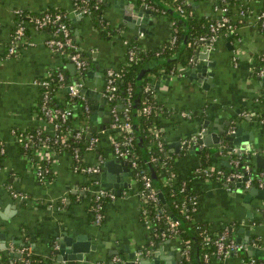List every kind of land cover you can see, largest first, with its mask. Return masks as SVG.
Masks as SVG:
<instances>
[{"label":"crops","instance_id":"obj_1","mask_svg":"<svg viewBox=\"0 0 264 264\" xmlns=\"http://www.w3.org/2000/svg\"><path fill=\"white\" fill-rule=\"evenodd\" d=\"M74 1L0 0V251L12 255L11 249L27 240L31 252L42 257L63 246L62 257L65 259L58 261L55 255L56 264H134L130 260L135 251L150 246L152 235L150 227L144 223L143 203L138 196L140 187L131 169L128 165V170L113 164L106 166L115 161L110 148L114 133L109 131V105L103 96L106 72L124 65L125 40H138L143 51L160 47L170 37L171 20L167 15L150 10L145 29L141 30L139 8L149 10L141 0H102L99 15L111 29L107 35H102L95 28L93 15L77 11ZM218 1L192 0L196 17L215 19L220 16L215 9ZM237 1L240 4L233 7L231 19L234 23L238 20L239 24L232 23L235 30L230 36H219L212 51L199 45L195 63L189 68L177 63L175 68L181 66L183 69L180 68L176 76L167 75L162 72L164 69L158 71L159 75L149 74L151 79L155 78L156 100L166 111H172L169 116L164 113L157 119L164 154L175 155L179 179L189 178L200 164L198 146L184 150L183 141L202 128H205L211 143L205 144L201 140V144L212 152L215 150L217 155L212 168L229 166L226 152L218 151V142L228 137L226 131L231 125L238 135L229 146L242 153L255 174L264 163V123L258 121L255 104L264 92V78L255 74L257 56L264 53V35L258 30L255 14L264 10V0ZM160 5L172 9L167 2ZM17 9L28 13L56 9L68 16L73 40L86 62L83 78L86 93L83 94L90 110L86 121L87 134L98 137L95 148L87 150L83 160L87 165H93L99 158L103 160L100 173L95 177L74 172L72 153L63 150L54 154L47 180L40 182L34 174V165L39 158H35L33 153L29 155L30 161L20 152L19 139L14 131L39 127L51 132V126L37 109L41 88L36 82L54 70H62L73 81L76 71H71L67 57L48 48L46 41L50 38V30L47 29L29 28L26 39L17 44L16 52L8 53ZM236 54L238 59L234 65L232 61ZM198 65L202 68L195 74L193 69ZM67 93L65 87L58 91L57 102L64 103ZM181 111H189L192 115L183 117ZM92 117L95 118L92 120ZM93 125L96 126L94 131ZM218 133H221L218 142L214 143V135ZM9 186L27 198H14ZM191 186L199 199L195 218L209 224L212 230L225 223L251 222L263 217L264 188L249 187L263 192L245 202V189L240 186L229 192L219 181L196 177L192 179ZM99 189L113 193L115 198H106L103 220L96 224L91 212V199ZM240 229L243 230L242 227ZM257 232L264 237V220ZM77 237L83 238L79 240L88 252L83 253L82 260L68 259L69 255L75 254L68 250H72V244L79 241ZM154 240L149 256L137 264H147L146 261L182 263L175 239ZM114 256H119L124 262H113ZM233 263H236L235 259Z\"/></svg>","mask_w":264,"mask_h":264},{"label":"built area","instance_id":"obj_2","mask_svg":"<svg viewBox=\"0 0 264 264\" xmlns=\"http://www.w3.org/2000/svg\"><path fill=\"white\" fill-rule=\"evenodd\" d=\"M102 0H75L74 7L77 11L82 14L92 15V10L98 8V3ZM191 0H181L180 3L173 9L176 14L180 17H186L187 13L192 14V10H186L185 7H189ZM227 0H219V6H215L220 13L218 19L209 24L208 35L199 38L198 47L203 46L206 50L212 51L214 46L221 35H229L235 30V25H232L231 16L226 13L228 11L227 5H224ZM223 4V5H222ZM144 7L160 13L165 14L164 8L154 6L151 4H144ZM242 12V11H241ZM243 13V12H242ZM240 13V14H242ZM17 20L15 22V28L11 33L10 45L8 47V53L14 54L16 52L17 44L26 39L27 23L24 19H28V22L32 23V28L35 30L50 28V38L46 41L48 48L53 52L67 57L68 61L71 62L76 71V76L73 81L65 83V73L57 70L56 79L61 85L68 90V98L80 99L83 101V111L86 114L85 124L79 125L77 129L73 131L66 121L72 116V111L68 107L59 108L52 107L50 105L51 93L50 80L51 74L43 80L36 82L42 89L41 95V106L40 112L45 119L46 123L51 126V132H46L43 129L37 127L30 130L27 133L14 131V134L18 138H24L34 146V153L37 162L43 161L45 164H49L56 149L51 147L50 144L53 142L65 143L67 135H72L75 140L85 138L88 132V125L86 123L89 120V106L86 102V98L82 92L84 88L83 78L86 70V62L83 58L82 51L75 44L69 26L68 16L65 12L56 9H47L41 11L36 16H32L30 13H25L21 9L15 10ZM257 27L261 33L264 34V10L259 11L255 14ZM102 21V19H100ZM171 32L168 38V43L174 45L176 42L177 27L175 21H171ZM127 46L125 63L135 62L138 58L136 55V47L130 45V42H123ZM171 47V46H170ZM160 52H157L159 55ZM237 55V54H236ZM233 56V63L236 65L238 55ZM259 65L256 69V75L258 78H264V53H260L257 56ZM196 59L191 57L189 59V66L195 63ZM182 66V65H181ZM189 68L187 67H181ZM180 68H173L169 72H165L167 75L176 76L179 73ZM118 70L108 69L106 72V86L103 92V96L109 105V113L111 122L109 125V131H112L114 135L111 138V153L112 157L118 161L126 163L131 169L135 179L139 183L138 196L143 203V217L144 223L147 224L151 229L152 239L150 246L152 247L154 239H175L179 244V252L182 258L181 264H196V252L195 248L190 239L182 238V229L180 227V221L177 218H173L165 209L159 198V192L153 186L150 175L143 169L137 159V155L134 149V126L131 119V105H132V92L131 87L127 89L126 98L120 103L116 104V82L121 77V73ZM163 72V71H162ZM155 79V78H153ZM150 78V81L143 87L144 99L140 113L148 116L153 114L159 116L166 112L164 106H156L151 103V99L155 100L156 88L154 80ZM180 115L183 117L190 118L191 113L189 111H181ZM261 123H264V117L259 119ZM88 122V121H87ZM153 137V141L150 143L151 146H156L159 150H163V140L160 139L159 127L155 123H150L146 128ZM66 134H65V133ZM44 133V134H43ZM235 133L234 125L230 126L226 131V135L230 136ZM205 134V128L200 129L195 134L187 137L183 141L184 148L189 146L197 145L199 149L204 148L201 140ZM46 137H45V136ZM47 136H53L50 139ZM52 141V143L50 142ZM87 150L95 148L98 137L90 136L87 140ZM218 151L225 153L228 158L229 166L234 170L229 173L221 168L213 169L210 167H201L198 165L194 170L196 178H202L204 180H216L221 181L225 185V189L229 192H233L235 187L240 186L241 188L248 189L251 186L258 188H264V167L253 173L250 164L244 159L242 153L235 148L230 147L225 140L222 138L218 142ZM29 157V156H28ZM73 164L72 170L74 172L83 173L86 175L97 176L101 170L102 158H99L93 165L83 164L81 157L77 150L72 153ZM32 161V158H30ZM152 161H156L157 157L151 156ZM161 173L164 175L162 179L166 184L170 181L178 179L175 171L171 170L165 161L160 162ZM213 169V170H212ZM49 173V167L46 165L42 166L40 163L34 165L35 177L40 182H45ZM97 179L94 178V183ZM182 189L185 187V183L182 184ZM11 189V186H9ZM11 195L19 200H24L27 196L23 193L15 192L11 189ZM114 199L115 195L107 190L99 189L93 194L91 199V212L93 215V221L98 224L103 220V199ZM146 205L151 208L152 215L150 216L145 208ZM199 210V199L197 195H187L181 204V213L183 218L188 220L191 224L196 225V230L199 231L200 243L203 248L202 254H199L198 261L201 264H264V237L257 232L258 226H261L264 217L261 220L248 221H233L223 224L219 229L212 230L210 226L203 227L198 225V220L195 216ZM264 213V208L261 209ZM161 228H159L160 226ZM243 228L242 231L239 228ZM246 230V231H245ZM147 246L135 251L130 262L134 264L140 263L142 259L149 256L151 247ZM57 247V245H56ZM55 247V249H56ZM259 251V255H255L254 252ZM11 252L16 255H10L13 258L12 264H31L30 254L32 253L28 246L20 248H12ZM247 252H251V255H247ZM18 257V258H14ZM234 259L236 263H233ZM113 262L123 263V259L119 256L112 258ZM84 264H101V263H89Z\"/></svg>","mask_w":264,"mask_h":264},{"label":"trees","instance_id":"obj_3","mask_svg":"<svg viewBox=\"0 0 264 264\" xmlns=\"http://www.w3.org/2000/svg\"><path fill=\"white\" fill-rule=\"evenodd\" d=\"M96 0H93V2ZM181 0H157L155 2L154 0H141L142 3L144 4H151L154 5L155 7L158 6L160 7L161 2H167L171 5L172 9H166L164 15H167L171 21H175L176 27H177V32H176V42L174 45H170L168 43V40L163 43L160 47L152 50H147L143 51L140 47V43L138 40H133L130 41V45H134L136 47V55H137V60L132 63H124V65L120 68V73L121 77L120 79L117 80L116 82V104L120 105V103L126 98L127 96V89L128 87H131V100H132V105L130 108L131 111V119L132 122L134 121V105H135V100H138V107H137V129L139 132V138L141 140V144L138 143L137 141V135L134 129V135H135V140H134V149L135 153L137 155L138 162L140 166L145 169V171L150 175L153 186L156 188V190L162 194L163 196V201L161 200L160 196V201L165 207L166 211L173 217L177 218L180 221V227L182 229V238L184 239H190L194 248L195 252L197 253V257H199V254H202L203 248L200 243V236H199V231L196 230V225L191 224L188 220L183 218V215L181 213V204L184 198L187 195H197V192L192 188L191 186V181L195 176V172L193 171L192 174L190 175L189 178L185 179H175L170 181L168 184L164 182L162 177L164 176L161 173V168H160V162L165 161L167 163V166L176 172L175 169V164H174V158L175 155H165L164 154V148L163 150H159L156 146H151L150 143L153 141V137L149 131H147V127L150 125V123H155L157 127L160 128V123L159 120L157 119V116L153 114H150L148 116L142 115L140 113L141 107L143 105V99H144V92H143V87L150 81L149 74L154 73L156 75H159L158 71L160 69H164L163 72H169L171 69L175 67L177 63L181 64L182 66H189V59L191 57H196L197 54V49L198 47V41L199 38L205 35H208L210 33L209 31V24L214 22L217 18L215 19H208V18H197L196 17V9L193 6L192 0L190 1V6L185 7L186 10H192V14H188L185 17H178L173 11V9L180 3ZM196 1H202V0H196ZM102 4L103 1L98 3V8L92 10V15L94 17L93 22L95 25V28L98 29L102 35H107L111 31L110 27H107V25L104 23V21H100V15L99 12L102 9ZM224 5H227L228 11L227 15L231 16L232 18V13H233V7L236 5H239V1L237 0H227ZM222 4V5H223ZM216 6V5H215ZM219 6V4L217 5ZM162 8V7H160ZM52 10V9H50ZM217 10V9H216ZM219 12V11H218ZM25 13H28L25 11ZM32 16L38 15V13H30ZM220 15V14H219ZM243 19L242 17H240ZM28 25L27 31L29 28H32V23L28 22V19H24ZM182 20V21H181ZM232 22V19H231ZM237 22V23H236ZM235 23L236 26H238V20ZM186 24L188 27V32L185 34L183 24ZM232 24V25H233ZM235 26V27H236ZM47 30H50V28H45ZM259 30V29H258ZM260 32V31H259ZM261 33V32H260ZM263 34V33H261ZM264 35V34H263ZM230 36V34H229ZM183 43V48L180 49V45ZM171 46V47H170ZM180 49V51H179ZM160 52L159 55H157V52ZM177 51H179V56L174 59V60H169ZM257 63L259 65L258 59ZM190 67V66H189ZM144 71L141 78L138 79L139 73L141 71ZM62 71V70H60ZM58 71L54 70L52 71L51 77L49 78L50 80V93H51V101L50 105L52 107H68L72 111V116L68 118L66 121V125H68L70 128L75 129L78 128L79 125H81V122L86 120V114L83 111V101L80 99H72L70 100L68 98V94L65 97L64 103L57 102V97L56 94L58 91L62 90L64 87L61 85L60 82L57 81L56 79V73ZM63 72V71H62ZM66 76V81L65 83H68L71 81L67 74L65 73ZM42 92V89H41ZM151 103L156 105V106H163L161 103H159L156 99L153 100L151 99ZM255 104L257 105V114L258 118L261 119L264 117V92L258 97V99L255 101ZM40 106H41V95L39 98V102L37 105V109L39 111V114L42 116L40 112ZM172 112V111H171ZM170 110L166 111L165 114L169 116L171 114ZM258 119V121H259ZM30 130L27 131H16L17 133L22 132V133H27ZM32 131V130H31ZM65 133V132H64ZM44 134V133H43ZM66 134V133H65ZM45 136V135H44ZM46 137V136H45ZM49 137V136H47ZM50 139H53V136L49 137ZM19 142V148L21 154L25 156L33 155L34 153V146H31L29 142H27L26 139L24 138H18ZM160 139H161V133H160ZM225 142L229 145V141L227 140V137H223ZM162 140V139H161ZM52 143V141H50ZM87 140L85 138H81L79 140H75L72 135H67V140L65 143L56 142L50 144L51 147L56 149V152L58 151H69L73 153L74 150H77L80 157L81 161L83 164H86L83 160V155L87 151ZM164 145V142H163ZM196 146V145H195ZM191 147V146H189ZM187 147L184 148L186 150ZM226 152V151H225ZM198 155H199V161H200V166L201 167H210L212 168V165L216 159V156L214 152H212L210 149L207 147L198 149ZM151 156L157 157L156 161L151 160ZM37 162V161H36ZM40 163V165L44 166L46 165L49 167V173H50V165L45 164V162L40 161L37 162ZM87 165V164H86ZM221 168L225 171V173H229L230 171L234 170V168L228 166L224 167V165L213 168V169H218ZM212 169V170H213ZM48 173V175H49ZM154 177H153V175ZM221 182V181H219ZM185 183L184 189H182V184ZM106 199H103L102 206L104 210V205H105ZM92 204V203H91ZM148 209L147 213L151 216L152 211L151 208L146 205ZM262 216L264 217V213H262ZM259 220V219H258ZM198 225L203 226V227H208L209 224L203 222V221H198ZM160 226V225H159ZM161 228V226L159 227ZM152 234V233H151ZM28 241L25 240L22 242V244L18 245L17 248L23 247V246H28ZM195 243V244H194ZM54 250H52L47 256L42 257V256H37L34 255L33 253L30 254V262L31 264H56L54 260ZM18 258V257H14ZM13 258H10L9 254H5L4 252L0 251V264H12ZM196 264H201V263H196Z\"/></svg>","mask_w":264,"mask_h":264},{"label":"water","instance_id":"obj_4","mask_svg":"<svg viewBox=\"0 0 264 264\" xmlns=\"http://www.w3.org/2000/svg\"><path fill=\"white\" fill-rule=\"evenodd\" d=\"M155 2H157V0H154ZM158 3V2H157ZM159 4V3H158ZM160 7H162V8H166L167 9V7H163V6H161L160 5ZM139 10H140V16H142V20L140 21V23H139V25H141V30H144L145 29V22L147 21V18H148V15L150 14V10H145L143 7H140L139 8ZM174 12V11H173ZM175 13V12H174ZM176 14V13H175ZM144 15V16H143ZM178 17H180L178 14H176ZM127 18V17H126ZM182 21V20H181ZM183 28H184V31H185V34L188 32V27H187V25L184 23L183 24ZM183 48V43H181V45H180V49H182ZM180 49H179V51H180ZM179 51H177L169 60H174V59H176L178 56H179ZM70 67H71V71L74 73V71H75V67H74V65L71 63V65H70ZM202 67H201V65H198V66H195V68L193 69V72H195V74H196V70H199V69H201ZM143 70L139 73V76H138V79H140L141 78V76H142V74H143ZM73 80L75 79V77H73L72 78ZM66 91H68L67 90V88H66ZM82 92H85L86 93V90H85V88H83L82 89ZM138 100L139 99H136L135 100V105H134V113H135V115H134V121H133V126H134V129H135V132H136V135H137V141H138V143L139 144H141V140H140V138H139V132H138V129H137V122H136V119H137V107H138ZM95 117H92V120L94 119ZM205 125V124H204ZM96 129V126H94L93 125V127H92V131H94ZM238 132H239V130H238ZM220 134L221 133H218V134H216V135H214V143H217L218 142V139H219V136H220ZM238 135V133H234V134H231L230 136H228L227 137V140L229 141V143L231 144V142L232 141H235V138L234 137H236ZM90 136H91V134H87L86 136H85V138H86V140H88L89 138H90ZM202 142L203 143H205V144H210L211 143V141H209V137L207 136V133L205 134V136H204V138L202 139ZM214 151V153H215V150H213ZM217 154V153H216ZM249 156H250V154H249ZM257 157H259L258 155H257ZM258 159V158H257ZM259 159H261V158H259ZM263 160V159H262ZM111 164H113V165H116V166H118V168H123L124 170H128V166H127V164L126 163H124V162H121V161H118V160H116L115 159V161L114 162H110V163H108V164H106V166L107 165H111ZM264 167V163L261 165V169ZM153 175V174H152ZM153 177H154V175H153ZM263 192V190H260V189H257V188H255V187H252V188H249V189H245L244 190V193H245V195H244V198H243V200L245 201V202H248L249 200H250V198L252 197V196H254V195H256V196H260V193H262ZM159 196H160V198H161V200L163 201V196H162V194L161 193H159ZM240 231H241V229H240ZM3 238V237H2ZM77 239L79 240V239H81V237H77ZM83 239V238H82ZM81 239V240H82ZM195 244V243H194ZM70 253L71 252H74L75 254H71V255H69L68 256V259H74V258H77L78 260H82L84 257H83V253H87L88 252V250H87V247L82 243V242H80V240L79 241H77V242H75V243H73L72 244V250H68ZM63 252H64V248H63V246H61L60 248H57L56 250H54V254L56 255V259L58 260V261H61L62 259H65V257H62V254H63ZM247 255H251L252 253L251 252H247L246 253ZM254 254L255 255H259L260 254V252L259 251H255L254 252ZM195 256H196V261H197V263H199V261H198V258H197V253L195 254ZM67 259V258H66ZM130 263H133V262H130ZM146 263L147 264H157L156 262L154 263L153 261H146ZM58 264H61V262L60 263H58Z\"/></svg>","mask_w":264,"mask_h":264}]
</instances>
